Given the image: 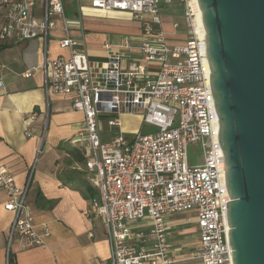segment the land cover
<instances>
[{
	"label": "built area",
	"instance_id": "1",
	"mask_svg": "<svg viewBox=\"0 0 264 264\" xmlns=\"http://www.w3.org/2000/svg\"><path fill=\"white\" fill-rule=\"evenodd\" d=\"M171 1L88 0L92 9L127 12L140 21L143 33L136 46L140 60L123 66L122 60L128 56L124 50L132 47L129 39L117 46L105 43L106 61H91L84 49L82 21L66 16L65 0H0L5 18L0 41L45 39L43 63L22 75L31 77L44 69L46 93L71 94L73 108L85 115L83 135L73 142L80 143L88 179L99 191L90 198L87 215L104 220L110 257L103 264H174L168 218L188 212L196 213L200 237L196 256L202 264H233L227 222L230 199L205 41L197 31L189 0L182 1L190 8L191 37L180 44L168 41L161 9ZM55 29H61L63 36H55ZM50 36L68 49V56L48 57ZM101 112L140 113L143 123L153 130L131 135L120 132L103 141ZM35 116L25 120L26 134L31 133ZM109 124L120 126L121 120L112 119ZM192 145L202 151V162L190 160ZM32 174L20 187L13 172L0 165L5 208L15 215L9 246L17 243L22 249L45 244L51 233L49 227L43 233L36 229L28 202ZM145 219L151 222L148 233L131 229L132 222ZM133 240H150L152 245L137 248L131 244Z\"/></svg>",
	"mask_w": 264,
	"mask_h": 264
},
{
	"label": "crops",
	"instance_id": "2",
	"mask_svg": "<svg viewBox=\"0 0 264 264\" xmlns=\"http://www.w3.org/2000/svg\"><path fill=\"white\" fill-rule=\"evenodd\" d=\"M65 7L73 11L72 18L82 21L86 32L84 49L91 61L105 62L108 51L104 44L117 46L126 39L132 47L124 50L128 56L122 65L127 66L133 59L140 60L136 46L143 32L140 21L132 14L92 9L88 0H65ZM83 7L88 9L86 16L82 14ZM189 9L182 0L163 5L162 29L170 43H184L191 37ZM4 20L0 11V25ZM54 35L60 37L63 32L55 29ZM46 45L50 58L69 55L68 49L61 48L54 36L48 38ZM44 46V37L0 41V165H6L13 172L20 187L26 185L33 171L28 202L36 229L43 233L49 227L51 231L43 245L30 249H22L17 243L9 246L15 215L5 208L7 197L0 189V264H103L110 257L104 220L87 215L90 198L99 191L88 179L80 143L73 142L83 135L85 115L73 108L71 94L46 93L44 69L31 77L22 75L29 67L43 63ZM33 113L36 116L31 122V133L26 134L25 120ZM117 118L121 125L110 126L108 121ZM99 121L103 141H110L120 132L131 135L146 125L140 113L101 112ZM168 221L170 254L175 264H202L196 256L200 247L196 213L172 214ZM150 228L148 219L131 223L134 232L148 233ZM131 244L150 248L152 241L133 240Z\"/></svg>",
	"mask_w": 264,
	"mask_h": 264
},
{
	"label": "water",
	"instance_id": "3",
	"mask_svg": "<svg viewBox=\"0 0 264 264\" xmlns=\"http://www.w3.org/2000/svg\"><path fill=\"white\" fill-rule=\"evenodd\" d=\"M225 164L233 264H264V0H197Z\"/></svg>",
	"mask_w": 264,
	"mask_h": 264
},
{
	"label": "rangeland",
	"instance_id": "4",
	"mask_svg": "<svg viewBox=\"0 0 264 264\" xmlns=\"http://www.w3.org/2000/svg\"><path fill=\"white\" fill-rule=\"evenodd\" d=\"M190 1V0H189ZM72 6V5H71ZM70 6V7H71ZM164 12V11H163ZM82 14L83 15H87L88 14V9L87 8H82ZM74 14H73V11H68L66 10V16L68 17H72ZM109 123V121H108ZM146 124V123H144ZM111 126V125H110ZM144 131H150V130H153V127L149 124H146L143 128ZM122 133V132H121ZM189 157H190V160H194L196 161V158L197 160H200L199 162H202V151L200 149H198L195 145H192L190 150H189ZM175 264V263H174Z\"/></svg>",
	"mask_w": 264,
	"mask_h": 264
},
{
	"label": "bare ground",
	"instance_id": "5",
	"mask_svg": "<svg viewBox=\"0 0 264 264\" xmlns=\"http://www.w3.org/2000/svg\"><path fill=\"white\" fill-rule=\"evenodd\" d=\"M190 5H191V7L193 9V13L195 15L197 31H198L199 35L205 41V30H204V26H203V22H202L201 10H200V7L197 3V0H190Z\"/></svg>",
	"mask_w": 264,
	"mask_h": 264
}]
</instances>
